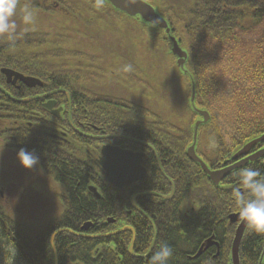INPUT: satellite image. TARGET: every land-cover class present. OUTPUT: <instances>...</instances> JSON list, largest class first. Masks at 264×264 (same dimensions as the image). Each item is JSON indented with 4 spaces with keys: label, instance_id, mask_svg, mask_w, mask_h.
<instances>
[{
    "label": "trees",
    "instance_id": "1",
    "mask_svg": "<svg viewBox=\"0 0 264 264\" xmlns=\"http://www.w3.org/2000/svg\"><path fill=\"white\" fill-rule=\"evenodd\" d=\"M143 1L165 20L171 37L186 53L184 69L187 74L178 71L176 58L170 54L171 42L164 30L128 18L104 1L102 7L97 8V0H18L13 19L17 24L16 37L24 38L20 45V60L28 65L24 67L27 69L55 71L56 85H70L72 100L102 101L104 105L100 110L110 128L116 116L113 103H120L117 116L120 132L126 130L129 137L146 139L158 152L161 172L173 184L175 199L182 201L183 213L191 205L198 215L192 220V227L202 230L224 229L232 240L236 226L229 225L227 217L238 213L233 190L242 185L235 170L226 179L228 187L215 188L200 167L186 159L185 151L192 143L193 120L197 117L189 100L193 85V104L197 110L211 115L210 112L220 103L221 111L227 115V124L234 135L232 147L225 145L220 132L212 125L219 144L215 152H210L215 158L221 156L224 159L264 134V0ZM25 5L36 14L34 25H25L19 18ZM96 23H103L109 34L113 28L121 29L124 39L130 40V55L127 56L122 49L120 55L114 46L112 49L108 45L101 46V25ZM81 27L85 28L79 30ZM90 30H96L99 38L91 34ZM1 38L5 37H0V68L10 67L7 58L10 57L7 55V47L10 46ZM28 39L39 40L32 42ZM109 42L118 47L120 40L118 38V46L116 39ZM143 47L159 66L171 65L174 71L172 78L182 81V98L169 101L165 92L150 85L140 94L137 84L125 83L124 75L127 72L123 70L124 66L131 64L133 69L136 68L133 51ZM83 54L89 55L85 57ZM36 76L44 77L42 74ZM70 79L71 83L67 84L66 81ZM133 91L151 106L147 109L137 106L131 97ZM154 96L169 104L171 119H166L163 112L160 113L161 106ZM197 137L202 142L206 135L199 131ZM262 145L257 144L255 148ZM214 159L204 158L211 170L215 169ZM76 165L72 162V166ZM246 166L264 173V165H261L260 160ZM70 174V181L63 188L62 216L39 230L17 223L0 205V253L4 243L15 252L16 260L24 264H36L37 260L39 264H54L50 234L61 229L76 233L88 222L94 225L88 229L93 233H97L100 228H113L104 226L103 219L109 216L116 218L123 212L122 209L115 210L111 200L115 196L127 199V190L118 194L94 175L93 180L87 183L95 184L101 197L96 200L84 189V185L75 186L78 172L72 168ZM139 186L149 187L147 184ZM165 190L170 192V184ZM247 195L245 189L246 198ZM68 198H80L81 202L72 203ZM124 205L121 202L120 206ZM185 225L186 220L182 227ZM36 242L39 245L38 258L34 250ZM96 246V240L82 239L65 232L59 233L53 240L57 264H66L67 260L70 264H83L85 259L90 261L91 257H95L93 252ZM263 248L264 234L252 233L245 228L239 244V264H264ZM103 250L106 251L105 262L113 261L111 248ZM226 250H229L228 247ZM0 264L6 263L0 259Z\"/></svg>",
    "mask_w": 264,
    "mask_h": 264
},
{
    "label": "flooded vegetation",
    "instance_id": "2",
    "mask_svg": "<svg viewBox=\"0 0 264 264\" xmlns=\"http://www.w3.org/2000/svg\"><path fill=\"white\" fill-rule=\"evenodd\" d=\"M1 39L10 46L7 47L10 67L0 68L2 77H0V149H2L0 158L18 159L17 153L21 148L34 151L35 155L39 157V164L33 167L34 171L42 176L40 181L61 188L58 195V203L61 208L65 195L63 188L70 181L72 168L78 172L75 176L76 181L78 180L75 186L84 185V189L96 200L101 197L95 184L87 183V181L93 180L94 175L104 180L106 185L116 190L118 194L123 190H127V194H129L127 199L115 196L111 200L115 210H123L118 216L115 215L116 218L109 216L103 219V225L112 226V229L100 228L97 233H93L88 229L93 228L94 225L88 222L84 223L78 232H73V235L79 238L97 242V248L93 252L95 257H91L90 261L85 259L83 264H149L150 256L162 243L169 244L173 249L174 255L170 258L169 264H232L230 252L232 240L226 230L213 228L202 230L192 227V220L198 215L191 205L183 213L182 201L175 199L173 184L161 172V160L157 155L158 152L146 142V139L129 137L126 130L120 132L117 119L120 103H113L116 116L113 117L112 128H110L102 115V110H100L104 105L102 101L72 100L71 86L56 85L55 71L24 68L28 65L20 60L22 58L20 45L24 41L23 37H16L14 42L6 38ZM28 40L38 42L39 39ZM83 55L87 57L89 54ZM135 63L137 67L124 75V81L126 84H137L140 94H142L150 87V84L145 71L141 70L136 60ZM2 70L36 79L40 83L33 86L25 85L16 75L11 74L6 77ZM36 74H42L44 77L39 78ZM66 83L70 84L71 79ZM142 88L143 90H141ZM134 101L137 106H143L144 109L149 108L146 100ZM195 123L199 124L198 132H203L206 137L201 142L196 135L194 152L210 171L233 166L264 148V143L260 148H255L256 144L245 156L232 159L233 155L238 152L236 150L224 159L221 156L215 158L211 156L210 152H215L219 146L212 127L213 125L218 129L217 118L210 115L204 121L203 117L198 116L193 120V125ZM220 135L222 136L221 133ZM222 138L225 145L231 148L232 143L228 145L225 138L223 136ZM106 147L138 156L142 177L120 188L108 182L99 164L102 150ZM225 153L226 151H224ZM185 157L189 162L194 163L188 159L186 151ZM204 158H215L213 160L215 169L211 170ZM258 160L261 161V165H264V156L255 161ZM72 162L77 165L72 166ZM235 170L238 169L233 171ZM233 171L224 177L218 185H214L203 171L202 173L208 178L211 186L225 188L228 187L226 179ZM56 173L60 175L56 176ZM8 183L5 176L0 178V201L3 200L2 189L6 188ZM141 184H147L149 187L141 188L139 186ZM167 184H170L169 193L165 190ZM91 187L95 189L97 196L88 190ZM67 200L72 203L81 202L80 198H68ZM121 202L125 203L122 207L120 206ZM63 211L62 208L61 214L51 221L62 216ZM185 220L187 226L185 225L183 228L182 224ZM86 224H89V227L87 230H82ZM228 224L232 225L229 221ZM63 232L68 233L67 230ZM52 234L49 235V244ZM108 247L111 248L114 260L105 262L106 251L103 249ZM51 249L54 254V264H57L55 250L52 247ZM34 250L38 258L39 245L37 242ZM65 258L68 259L69 256L66 255ZM17 261L24 264L23 261ZM65 262L70 264L68 260ZM39 263L37 260L36 264Z\"/></svg>",
    "mask_w": 264,
    "mask_h": 264
},
{
    "label": "rangeland",
    "instance_id": "3",
    "mask_svg": "<svg viewBox=\"0 0 264 264\" xmlns=\"http://www.w3.org/2000/svg\"><path fill=\"white\" fill-rule=\"evenodd\" d=\"M19 18L21 17L19 16ZM102 24L103 23H96V25H101L99 27V33L102 36L100 38L103 41L101 46L108 45L111 49L114 46L116 50L118 49L120 55H122L120 52L121 49L126 52L127 56L130 55V40L124 39L121 33L122 30L116 27V29L113 28L112 33L109 34ZM84 28L81 27L79 30H83ZM90 33L99 38V33H97L96 30L93 32L90 30ZM118 38L120 40L119 46ZM111 39H116V45L118 47L112 45L111 42L108 43V40ZM98 46L97 44V47ZM133 54H135L136 62L141 70L145 71L150 86L158 87V90L162 93L165 92L169 101H171L172 98L176 99L183 97L184 87L182 81L172 78L174 76V71L171 65L164 64L163 66H159L156 63V59L147 53V51H144V47L133 51ZM138 95L139 94L135 91L131 93L133 100H144ZM154 97L161 106L160 113L163 112L166 119H171L172 112L169 108V104L162 100H158L156 96ZM138 102L143 103L142 101ZM150 106L151 104L148 102V107ZM215 107L216 108L213 109L210 114L217 118L219 132L225 138L227 144L230 145L234 135L227 124V115L221 111L220 103ZM172 121L174 120L172 119ZM10 158L11 159L0 158V172H2L0 173V178L5 176L7 181H9L6 188L2 189L3 200L0 201V205L4 212L17 223L24 224L33 229H41L45 224L58 217L62 212V208L58 203V195L61 188L54 184H46L44 181H40L42 176L40 173L35 172L34 168L25 169L21 166L18 159ZM4 171L5 173H3ZM16 258L15 252L3 243L0 259L6 264H20Z\"/></svg>",
    "mask_w": 264,
    "mask_h": 264
},
{
    "label": "water",
    "instance_id": "4",
    "mask_svg": "<svg viewBox=\"0 0 264 264\" xmlns=\"http://www.w3.org/2000/svg\"><path fill=\"white\" fill-rule=\"evenodd\" d=\"M109 4V6L119 12L124 14L128 18H131L137 22H140L149 27H158L159 29L164 30L167 38L171 42L170 54L176 58L175 64L178 71L182 74H187V71L184 69V64L187 59L186 53L179 48L176 40L171 37L169 28L165 20L156 12V10L148 3L143 0H102ZM2 73L9 77L11 74L16 75L8 70H2ZM20 78L25 85L33 86L39 84L40 82L33 78L23 77L21 75H16ZM194 96L195 90L194 86L191 85V97H190V105L192 107V111L197 115L204 118V121L209 118L208 114L205 111L197 110L194 107ZM198 123H195L193 126V138L192 144L186 150V155L189 160L199 165L201 170L207 175V177L211 180L214 185H218L219 182L224 179L231 171L234 169H239L244 167L248 162H253L258 158L264 156V148L255 154L247 157L246 159L234 164L233 166L218 170V171H210L207 166L200 161L199 158L195 155V139L198 131ZM258 143H264V134L259 137L247 142L242 146V148L233 155L232 159H236L240 156H245L249 153L253 146ZM140 158L130 152L120 151L115 148L106 147L102 150V157L99 160V164L101 165L104 176L108 182L112 185L117 186L118 188L123 187L131 182H134L142 177V170L139 165ZM90 192H92L95 196V189L88 188ZM229 223H239L234 234V238L231 245V260L232 264H239L238 258V247L239 243L245 229L242 221L239 219L238 214L229 216ZM89 224H86L82 227V230H87ZM65 230H58L50 236V245L53 247L54 237L63 232ZM68 233L74 234L67 230ZM264 254V248H263Z\"/></svg>",
    "mask_w": 264,
    "mask_h": 264
},
{
    "label": "clouds",
    "instance_id": "5",
    "mask_svg": "<svg viewBox=\"0 0 264 264\" xmlns=\"http://www.w3.org/2000/svg\"><path fill=\"white\" fill-rule=\"evenodd\" d=\"M18 0H0V37L14 42L16 38V21L13 19L17 11ZM97 8L102 7V0H97ZM22 11V22L31 26L35 24L36 14L29 6L25 5ZM125 72L133 71V66L127 64L123 69ZM2 150V149H0ZM21 166L32 169L39 164V157L34 151L25 148L19 149L17 153ZM239 183L242 187L233 190V200L238 211L239 219L244 227L252 233L264 234V173L258 169L244 166L237 170ZM247 190V198L245 197ZM174 255L172 247L162 243L149 258V264H169Z\"/></svg>",
    "mask_w": 264,
    "mask_h": 264
},
{
    "label": "bare ground",
    "instance_id": "6",
    "mask_svg": "<svg viewBox=\"0 0 264 264\" xmlns=\"http://www.w3.org/2000/svg\"><path fill=\"white\" fill-rule=\"evenodd\" d=\"M210 180V179H209ZM211 181V180H210ZM236 214H238V213H236ZM236 214H230V215H236ZM229 215V216H230ZM229 216H228V218H229ZM228 221H229V219H228ZM236 224V228H237V226H238V224L239 223H234V224H232V225H235ZM236 228H235V230H236ZM245 230V229H244ZM244 232V231H243ZM234 234H235V231H234ZM243 235V234H242ZM233 238H234V236H233ZM233 238H232V241H233ZM242 238V237H241ZM241 241V240H240ZM240 244V243H239ZM231 245H232V242H231ZM238 252H239V247H238ZM263 253V252H262Z\"/></svg>",
    "mask_w": 264,
    "mask_h": 264
}]
</instances>
